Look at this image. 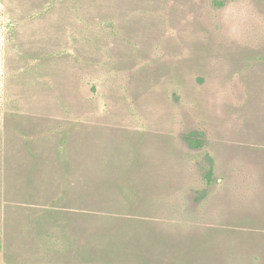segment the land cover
Masks as SVG:
<instances>
[{"label":"rangeland","instance_id":"rangeland-1","mask_svg":"<svg viewBox=\"0 0 264 264\" xmlns=\"http://www.w3.org/2000/svg\"><path fill=\"white\" fill-rule=\"evenodd\" d=\"M0 264H264V0H0Z\"/></svg>","mask_w":264,"mask_h":264},{"label":"trees","instance_id":"trees-1","mask_svg":"<svg viewBox=\"0 0 264 264\" xmlns=\"http://www.w3.org/2000/svg\"><path fill=\"white\" fill-rule=\"evenodd\" d=\"M198 135H199L198 133L192 132L184 137L187 146L189 148L196 150L202 147L203 142L199 139ZM210 176H211V168H209L205 176L207 182L210 181Z\"/></svg>","mask_w":264,"mask_h":264}]
</instances>
